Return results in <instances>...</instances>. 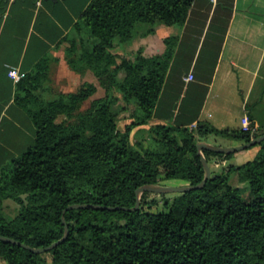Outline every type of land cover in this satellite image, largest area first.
<instances>
[{
  "label": "trees",
  "instance_id": "1",
  "mask_svg": "<svg viewBox=\"0 0 264 264\" xmlns=\"http://www.w3.org/2000/svg\"><path fill=\"white\" fill-rule=\"evenodd\" d=\"M190 5L191 0H91L74 34L63 39L69 67L80 73L90 69L106 89L87 110L80 104L96 92L91 83L45 98L48 58L21 77L16 101L36 127L35 140L1 171L0 234L46 247L64 236V218L69 235L44 253L0 239V258L9 264H264V141L254 145L259 151L252 160L230 164L228 172L212 171L203 188L180 193L163 209H152L158 200H148L146 191L135 210L64 213L73 203L133 208L136 190L145 184L170 179L199 184L206 171L198 142L210 134L242 142L264 134V126L254 133L205 122L191 128L201 100L186 122L153 124L149 138H133V128L150 124L156 115L174 43L166 39L163 55L146 57L139 50L130 60L112 52L115 41L132 40L140 23L182 25ZM130 105L137 113L123 131L117 118ZM202 152L209 163L212 157L235 155ZM233 170L249 184L247 198L242 187L230 184ZM7 200L20 205L11 219L4 214Z\"/></svg>",
  "mask_w": 264,
  "mask_h": 264
},
{
  "label": "crops",
  "instance_id": "2",
  "mask_svg": "<svg viewBox=\"0 0 264 264\" xmlns=\"http://www.w3.org/2000/svg\"><path fill=\"white\" fill-rule=\"evenodd\" d=\"M90 2L0 0V179L2 169L33 145L36 131L31 117L16 101L20 80L10 76V65L16 66L23 77L48 58L44 94L55 71L65 79L67 93L77 92L84 83L95 85L96 92L80 104L82 111L106 95L93 71L76 72L66 60L63 39L81 20ZM167 38H173L174 53L156 115L147 127L175 124L177 118L186 122L194 104L201 100L191 128L205 122L219 129H241L245 115L255 127L264 126V0H191L182 25L140 23L134 38L124 43L117 39L112 52L130 60L139 50L146 57L163 55ZM189 73L194 77L191 81L186 79ZM123 76L124 72L120 74ZM218 140H223L226 147L243 143L213 134L202 141L213 144ZM258 150L256 146L236 152L222 163L242 165Z\"/></svg>",
  "mask_w": 264,
  "mask_h": 264
},
{
  "label": "rangeland",
  "instance_id": "3",
  "mask_svg": "<svg viewBox=\"0 0 264 264\" xmlns=\"http://www.w3.org/2000/svg\"><path fill=\"white\" fill-rule=\"evenodd\" d=\"M71 34H74V31H72ZM50 81H51V84L48 86L49 89L44 94L45 98L52 99V98L57 97L58 95H60L62 93L66 94L67 91L69 90L65 84V79L60 77L58 75L57 71L53 72V75H52ZM136 113H137V110L134 108V105H130V106H128L127 109L120 112V114L117 118L118 127L124 131L127 128V126L130 125V123H132L134 121V115ZM77 115H78V112H76L75 117L72 121L77 120ZM132 136L134 139H138L139 137L140 138L141 137L149 138L150 135L148 132V127L147 126H136V127H134L132 130ZM213 142H214L213 144H215V145L226 147V143L223 142V140H218L217 142L216 141H213ZM254 147H256V146H254ZM224 160H226V159H223L222 157H212L211 161L214 163H220V166L214 167L213 166L214 164L211 163V165H210L211 170L214 173H216V172L217 173L228 172V169L230 167L231 162L229 164L222 163V161H224ZM229 182L233 186L242 187L244 197L247 198L249 196V184L247 182H245V183L241 182V176H240L239 172H237L235 170L230 171L229 172ZM184 184H187V183L184 180H178V179H170V180H165V181L161 182V185H164V186H181ZM179 195H180V193H178V192L161 194V193H157V192L148 191L147 199L148 200H151V199L158 200V205L155 207H152L153 210H157V209H163L164 208L165 201H172L174 198H176ZM19 210H20V205H18L15 201L7 200L5 202L4 214H5L7 219H11V218L15 217L19 213ZM46 256H48V255H46ZM0 264H9V263L7 261H5L4 259L0 258Z\"/></svg>",
  "mask_w": 264,
  "mask_h": 264
},
{
  "label": "water",
  "instance_id": "4",
  "mask_svg": "<svg viewBox=\"0 0 264 264\" xmlns=\"http://www.w3.org/2000/svg\"><path fill=\"white\" fill-rule=\"evenodd\" d=\"M264 141V134L260 135L258 137H254L252 138L250 141L248 142H243L240 145L237 146H233V147H223V146H218L206 141H200L197 143V148H198V153L201 155V159H202V163L204 165L205 168V177L202 180L201 183L196 184V185H191V184H184L181 186H164L161 184H145L142 185L140 187L137 188L136 190V205L133 208H128V207H118V206H103V205H99V204H93V203H73L70 204L69 206L66 207V209L64 210V213L68 210L71 209H88V208H93V209H109V210H116L119 208L125 209V210H135L138 209L140 207L141 204V196L144 192L146 191H150V192H157V193H161V194H167V193H172V192H178V193H185L187 191H192V190H196V189H200L203 188L205 186V184L207 183V181L212 177V170L210 167V164L208 162V160L206 159V157L204 156L202 149H208L214 152H218V153H236L245 149H248L260 142ZM63 221L65 223V234L64 236L55 241L54 243H52L49 246L46 247H33L27 243H24L18 239H15L13 237H9V236H5V235H1L0 234V239L3 240L4 242H9V243H13L16 244L18 246L24 247L30 251H32L33 253H44L47 251H50L52 249H54L55 247H57L58 245H60L61 243H63L69 235V226L66 223L65 219L63 218Z\"/></svg>",
  "mask_w": 264,
  "mask_h": 264
},
{
  "label": "built area",
  "instance_id": "5",
  "mask_svg": "<svg viewBox=\"0 0 264 264\" xmlns=\"http://www.w3.org/2000/svg\"><path fill=\"white\" fill-rule=\"evenodd\" d=\"M9 74L16 81H19L21 79V76L19 75V72H18V68L16 66H13V65L9 66ZM193 78H194L193 74L189 73L186 79L188 81H191ZM251 123L252 122H251L249 115H245L242 119V129L245 131L251 130L254 133L257 127L255 126L252 127Z\"/></svg>",
  "mask_w": 264,
  "mask_h": 264
}]
</instances>
